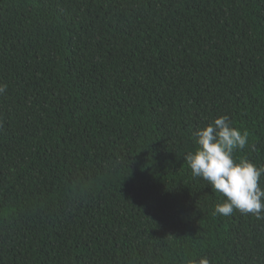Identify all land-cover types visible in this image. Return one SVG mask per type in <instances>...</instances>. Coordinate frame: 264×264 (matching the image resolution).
Segmentation results:
<instances>
[{
    "label": "trees",
    "instance_id": "1",
    "mask_svg": "<svg viewBox=\"0 0 264 264\" xmlns=\"http://www.w3.org/2000/svg\"><path fill=\"white\" fill-rule=\"evenodd\" d=\"M0 84V264H264L184 160L264 165V0H0Z\"/></svg>",
    "mask_w": 264,
    "mask_h": 264
},
{
    "label": "clouds",
    "instance_id": "2",
    "mask_svg": "<svg viewBox=\"0 0 264 264\" xmlns=\"http://www.w3.org/2000/svg\"><path fill=\"white\" fill-rule=\"evenodd\" d=\"M5 91L6 85L0 84V94ZM193 137L197 148L184 160L192 176L206 181L223 198L215 206L214 215L230 216L238 211L257 220L264 219V188L259 183L264 176V165L258 167L246 159L237 162L233 158L235 150L247 145V134L233 127L229 117L220 116L198 128ZM199 264L210 262L204 257Z\"/></svg>",
    "mask_w": 264,
    "mask_h": 264
}]
</instances>
